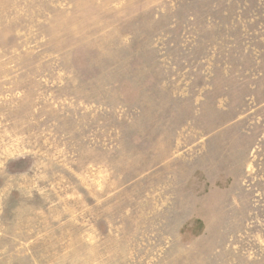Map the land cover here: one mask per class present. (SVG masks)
<instances>
[{"label": "rangeland", "instance_id": "1", "mask_svg": "<svg viewBox=\"0 0 264 264\" xmlns=\"http://www.w3.org/2000/svg\"><path fill=\"white\" fill-rule=\"evenodd\" d=\"M0 264H264V0H0Z\"/></svg>", "mask_w": 264, "mask_h": 264}]
</instances>
